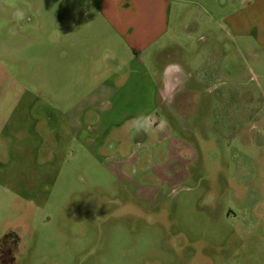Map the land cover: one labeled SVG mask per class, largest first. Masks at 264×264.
<instances>
[{
    "label": "rangeland",
    "instance_id": "rangeland-1",
    "mask_svg": "<svg viewBox=\"0 0 264 264\" xmlns=\"http://www.w3.org/2000/svg\"><path fill=\"white\" fill-rule=\"evenodd\" d=\"M69 5L0 0V264H264V0H174L170 91Z\"/></svg>",
    "mask_w": 264,
    "mask_h": 264
},
{
    "label": "crops",
    "instance_id": "crops-1",
    "mask_svg": "<svg viewBox=\"0 0 264 264\" xmlns=\"http://www.w3.org/2000/svg\"><path fill=\"white\" fill-rule=\"evenodd\" d=\"M61 1H70V5L66 6V9L69 8L75 12L77 18L75 19L74 16L73 21L82 23L86 19L87 27H91L89 30L93 33V39L98 38L97 41L103 43L102 45L108 50L107 53L114 54L116 61L130 66V73L133 69L148 66L151 57L154 67L157 66V72L163 70L164 73L156 78L160 85L159 91L175 90L182 82L179 80L181 70L178 64H172L169 60L165 64L156 65V62L152 61L154 50L168 48L166 41L173 31L174 0ZM84 50L86 49H83V55L79 56L80 58L92 53L89 50ZM93 63L96 67L95 60ZM82 64L84 65V61ZM110 68L106 66L102 74L107 73ZM123 78L124 76L122 80ZM115 79L119 80L121 77ZM104 83L106 86V82Z\"/></svg>",
    "mask_w": 264,
    "mask_h": 264
},
{
    "label": "clouds",
    "instance_id": "clouds-1",
    "mask_svg": "<svg viewBox=\"0 0 264 264\" xmlns=\"http://www.w3.org/2000/svg\"><path fill=\"white\" fill-rule=\"evenodd\" d=\"M16 19L23 20L24 19V13L22 11H17L16 13Z\"/></svg>",
    "mask_w": 264,
    "mask_h": 264
},
{
    "label": "trees",
    "instance_id": "trees-1",
    "mask_svg": "<svg viewBox=\"0 0 264 264\" xmlns=\"http://www.w3.org/2000/svg\"><path fill=\"white\" fill-rule=\"evenodd\" d=\"M2 251H3V250H2ZM10 251H12V249H11Z\"/></svg>",
    "mask_w": 264,
    "mask_h": 264
}]
</instances>
